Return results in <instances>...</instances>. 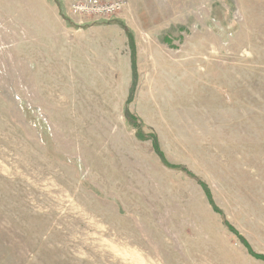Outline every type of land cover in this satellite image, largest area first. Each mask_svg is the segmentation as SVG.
I'll return each instance as SVG.
<instances>
[{
  "label": "rangeland",
  "instance_id": "374dc122",
  "mask_svg": "<svg viewBox=\"0 0 264 264\" xmlns=\"http://www.w3.org/2000/svg\"><path fill=\"white\" fill-rule=\"evenodd\" d=\"M0 264H264V0H0Z\"/></svg>",
  "mask_w": 264,
  "mask_h": 264
},
{
  "label": "built area",
  "instance_id": "2783aa9c",
  "mask_svg": "<svg viewBox=\"0 0 264 264\" xmlns=\"http://www.w3.org/2000/svg\"><path fill=\"white\" fill-rule=\"evenodd\" d=\"M99 12L103 11L104 18H110L111 16L115 15L116 12L121 8L118 9V7L115 6V4H108L107 6H100V4H97L94 6ZM100 7V8H99ZM75 8V12H77L79 9ZM118 9V10H117ZM117 10V11H116ZM99 15V13H95ZM100 16V15H99ZM98 19V18H97Z\"/></svg>",
  "mask_w": 264,
  "mask_h": 264
},
{
  "label": "trees",
  "instance_id": "16d2710c",
  "mask_svg": "<svg viewBox=\"0 0 264 264\" xmlns=\"http://www.w3.org/2000/svg\"><path fill=\"white\" fill-rule=\"evenodd\" d=\"M127 31H128V35L130 36V38L132 40V35H131V32H130V29H128ZM131 49H132V52H135V48L133 47V45L131 46ZM135 70H136V59H135L134 54H133V72H135ZM134 84H135V82H134ZM126 106L128 107V104H126ZM152 142H153V146H154L155 151L157 152V154L162 156L161 150L159 148L160 147L159 143H157V139H156L155 136L152 137Z\"/></svg>",
  "mask_w": 264,
  "mask_h": 264
},
{
  "label": "crops",
  "instance_id": "0c3cea01",
  "mask_svg": "<svg viewBox=\"0 0 264 264\" xmlns=\"http://www.w3.org/2000/svg\"><path fill=\"white\" fill-rule=\"evenodd\" d=\"M102 43H104V41L101 39H97V41L94 42V44H102ZM91 44H92V42H89V45H87L85 42H83L81 47H82V49L86 50V56L88 58L91 56V58L94 60L95 54H94L93 50L90 48Z\"/></svg>",
  "mask_w": 264,
  "mask_h": 264
}]
</instances>
